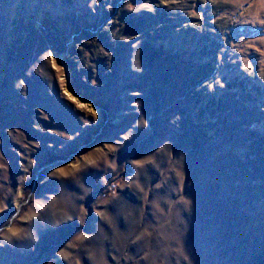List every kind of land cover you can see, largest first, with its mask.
I'll list each match as a JSON object with an SVG mask.
<instances>
[{
	"label": "rangeland",
	"instance_id": "obj_1",
	"mask_svg": "<svg viewBox=\"0 0 264 264\" xmlns=\"http://www.w3.org/2000/svg\"><path fill=\"white\" fill-rule=\"evenodd\" d=\"M0 264H264V0H0Z\"/></svg>",
	"mask_w": 264,
	"mask_h": 264
}]
</instances>
